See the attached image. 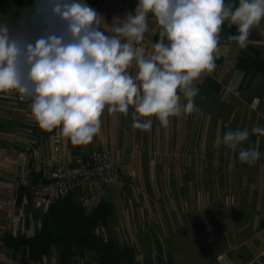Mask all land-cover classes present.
<instances>
[{"label": "crops", "instance_id": "1", "mask_svg": "<svg viewBox=\"0 0 264 264\" xmlns=\"http://www.w3.org/2000/svg\"><path fill=\"white\" fill-rule=\"evenodd\" d=\"M19 2L20 0H0V26H7L10 35L19 33L28 41L34 37L33 26L40 24V17L47 11V6L24 7ZM77 2L87 4L96 11L101 19L100 30L106 35H113L111 28L118 25L129 13L134 14L138 5V0H77ZM147 22L148 31L142 45L146 52H150L152 45L160 40V29L152 14H149ZM52 30L56 35H63L66 40L68 39L65 23L58 21ZM251 30L260 36L259 41L251 45L264 56V20ZM223 32V39L219 41L217 52L214 54L215 68L211 72H204L194 81L193 86L199 90L198 95L194 97V110L191 113L170 117L166 127L156 117H152L150 130L135 129L132 126L133 107H129L128 115L118 112L110 114L106 107L101 116L100 131L93 140L86 145H73L68 138L58 135L60 128L52 130V137H49L50 135L47 137L46 133L50 131L41 129L32 115L25 116L24 104L20 100L21 93L17 90L0 92V207L8 198L6 188L12 173L9 153L11 138L20 126L28 129L27 132L37 138L41 150L46 154H51L56 147L60 148L65 156L70 157L98 148L128 151L136 145L134 148L146 149L149 152L151 150L154 163L158 165H169L170 169L173 166H183L182 170L186 173L181 174V177L195 183L190 187L196 189L186 191L187 196L194 195L195 199L190 197L185 203L187 217L185 228L188 230L183 234L188 235L182 238L193 241L192 237L198 228L201 227L202 231L216 228L219 237L216 244H219V247L212 251L202 250L205 260L213 264H222L221 259L227 258L230 252L243 246L249 248L255 260L264 257V136L251 134L253 127H264V77L246 74L238 69L242 48L228 42V28H224ZM128 71L135 76L137 71L135 64ZM178 94L181 96V105L186 104L183 94ZM30 127L32 129H29ZM244 129H248L250 135L242 144L232 147L222 142L224 134L228 131ZM218 137L221 143L217 147ZM242 148L258 149L259 159L251 165L241 162L239 152ZM84 149L88 150L80 151ZM128 154L127 156L130 155ZM227 165L234 166L227 171ZM211 166L213 171H210ZM174 176L177 180L178 174ZM175 194L170 192L167 196L169 200L166 202L158 201L149 209L138 213L140 223L137 233L130 228L135 234L132 240L129 235V241L125 246L136 249L140 264L166 262L179 264V260H186V256L182 255L178 260L177 254L172 255L173 253L168 250L164 252L162 248L163 244L169 247L172 245L171 239L175 238L173 235L177 232L178 204L177 201H173ZM223 197L226 200H223ZM215 198H218L219 202L221 200L222 206L219 208H222L218 209L216 218H211L215 213L212 208L216 202ZM27 201L28 199L23 201L24 205ZM193 208L198 210L200 215L198 217L202 221L196 222L195 225ZM3 209L5 214L3 217V212L0 211V229H4L5 226L6 233L21 234L24 223H21L20 230L10 232V226L14 225L7 226L3 222L6 221L8 214L7 209L5 207ZM157 223L166 229L167 233L170 228L171 235L162 237L159 234L157 237L155 226ZM163 224L168 228L163 227ZM122 225L119 223L116 226L119 238L122 233L127 234L129 231L124 230ZM251 238L254 239L250 242ZM200 243L203 244L197 240L195 245ZM204 243L206 246L210 245L207 239ZM51 264H59L57 255ZM79 264L95 263L88 257Z\"/></svg>", "mask_w": 264, "mask_h": 264}, {"label": "clouds", "instance_id": "2", "mask_svg": "<svg viewBox=\"0 0 264 264\" xmlns=\"http://www.w3.org/2000/svg\"><path fill=\"white\" fill-rule=\"evenodd\" d=\"M40 17L48 31L59 21L68 39L51 32L26 41L0 26V92L17 90L31 98V113L45 131L60 128L73 145L89 144L99 133L105 108L132 114L133 128L150 130L152 117L163 126L169 118L191 113L198 89L194 81L215 68V53L225 23L236 26L229 40L247 47L250 30L264 20V0H138L111 28L100 30L96 11L77 0H44ZM152 14L160 40L146 52L142 42ZM167 40V43H165ZM135 64V76L129 69ZM182 93L186 104L181 105ZM251 134L264 136V127ZM249 130L228 131L222 142L235 147L249 139ZM221 143L217 138L216 146ZM258 149L242 148L241 162L253 164Z\"/></svg>", "mask_w": 264, "mask_h": 264}, {"label": "trees", "instance_id": "3", "mask_svg": "<svg viewBox=\"0 0 264 264\" xmlns=\"http://www.w3.org/2000/svg\"><path fill=\"white\" fill-rule=\"evenodd\" d=\"M229 2L234 0H226V3ZM19 3L24 7L46 6L44 0H20ZM224 28H228V37L238 34L236 26L229 27L225 23L219 41L223 39ZM228 37V42L238 45ZM259 39V34L250 30L247 47L242 48L237 67L246 74L264 77V56L251 45ZM25 199L29 203L33 199L32 192L21 188L18 203L23 204ZM113 215L114 206L107 200H101L89 211L85 203L80 202L75 195H69L47 208L41 217L40 227L32 235L5 233L0 248L9 251L7 253L12 260L20 257L21 264H51L54 255H57L59 264H79L88 257L95 264H140L136 249L122 247L110 232Z\"/></svg>", "mask_w": 264, "mask_h": 264}, {"label": "rangeland", "instance_id": "4", "mask_svg": "<svg viewBox=\"0 0 264 264\" xmlns=\"http://www.w3.org/2000/svg\"><path fill=\"white\" fill-rule=\"evenodd\" d=\"M47 137H52L51 133H46ZM60 135V134H58ZM43 137V136H42ZM131 137V136H130ZM132 139V137H131ZM60 141V140H59ZM51 143H54L50 140ZM135 145V144H134ZM12 146V144H11ZM131 146V144H129V147ZM137 147L132 146L131 148H129V150H120V149H114L111 151H114L115 153L119 154L120 156H122V158L124 159L125 165L123 167V170L125 172H133L136 176V187H129L128 189L124 190V191H120L118 189H114L112 191L110 190H106V191H101L99 193H97L96 195H94L86 204L85 206L87 207V209L90 211L92 210L97 204L98 202H100L101 200H107L109 202H111L114 206V215L111 217L110 222H112L110 224V232L112 233L114 239L122 246V247H126L125 243H128L129 241V235L131 236V240L133 239V235L135 233H137L138 230V226L140 223V219L138 216V213L145 211V209H149L150 206L155 205L158 201H160L159 203H163V201H167L169 200V198L167 196H169L168 194L171 193H176L174 196V200L173 201H177L178 204V223H177V232L176 234H174L173 236H175V238L171 239L172 245H170V247L168 245H162L163 251L166 252L167 250L170 253H173L172 255H176L177 254V259L179 260L181 258L182 255L186 256V260H179L178 263L179 264H213V262H208L207 260L204 259L205 256H203V251L202 250H214L215 248L219 247V244L217 243V240H219V237L217 235V230L216 228L213 229H203V231L201 230L202 228H198V230L195 232L193 241H188L186 239H183V236H187L188 234L185 233L183 234L186 230L185 228V223L186 221V213H185V203L190 199V197L193 196H187L186 191H191L192 189H196V188H192V186L195 184L191 183L190 181H186L185 178L181 177V174H185L186 171L182 170L183 166H173L171 167V169L169 168V165H158L156 163H154V159L152 158L153 153L150 154V152H152L150 150V152L146 149L142 150L140 148H134ZM88 149H84V150H80V151H87ZM92 151V150H91ZM88 152V151H87ZM90 152V151H89ZM10 153V150H9ZM86 153V152H85ZM127 153H129L127 156ZM144 154V156H143ZM79 154L73 156L71 155L70 157L65 156V160L67 162L74 160ZM10 159H11V155H10ZM234 165H227L226 169L228 171V168H233ZM201 167V166H199ZM210 171H213L212 166L210 167ZM217 170H214V172ZM178 174L177 176V180L176 177L174 175ZM178 178L180 180H178ZM190 185H192L190 187ZM8 183H7V188H6V196H8L6 202L3 203L2 206H4L7 210L10 209L11 205L8 204L9 201H13V198L11 197V195L8 192ZM188 188V189H187ZM151 193L150 198L148 196V194ZM159 194V195H158ZM166 194V195H165ZM161 195V196H160ZM164 195V196H163ZM195 197V196H194ZM193 197V198H194ZM195 199V198H194ZM216 202L213 205V210H214V214L211 216L216 218L218 216V209L220 210L219 206H222V204L219 201H217L218 198H215ZM223 200L225 199V197L222 198ZM226 200V199H225ZM231 200V197H230ZM19 201V196H17V199L15 201V205L18 206H22L18 204ZM3 202V200H2ZM190 203V202H189ZM231 203V201H230ZM24 205V203H23ZM191 205V203H190ZM189 205V206H190ZM260 205V204H259ZM1 206V207H2ZM27 207V218L21 222L23 224V231H21L22 235H32L39 227H40V222H41V217L42 215L45 213V211L47 210V208L49 207H45L43 209H37L34 206V201L33 199L30 200V202L28 203V201L26 202V204L24 205ZM0 207V211L4 217L5 214V210L3 208ZM224 207V205H223ZM193 216H194V223L193 225L196 224V222H202L200 220V218L198 216L199 212H197L198 210L193 208ZM259 215H261V213L259 212ZM28 220V224L25 223ZM203 220V219H202ZM3 222L6 223L7 226L11 225L8 222V217L6 216V221L4 220ZM14 225V226H10V232L15 233L17 230H20L22 225ZM123 224L122 227L124 228V230H129L126 233H122L121 238H119V232L116 231V226L118 224ZM113 224V227H112ZM173 224V223H172ZM200 224V223H199ZM175 225V224H173ZM189 225V224H188ZM157 227V231H156V236L158 237V235L160 234L162 237H167V234L171 233L169 232L170 228H168V226L166 224H163V227L167 226L166 228H168V233L166 231V229L161 228L159 226V224L157 223L155 225ZM120 226H118L119 228ZM173 227V226H172ZM135 230L134 234L132 233V231L130 230ZM137 228V229H136ZM116 231V234H114ZM201 231V232H200ZM0 232H7V230H5V226L4 229H0ZM20 232V231H18ZM198 232V233H197ZM5 233H0V242H1V238ZM205 233V234H204ZM12 234V233H11ZM205 236V237H204ZM136 238H138V235L136 236ZM202 238H204L202 240ZM210 241V245L206 246L204 241L206 240ZM254 238L250 239V242L253 240ZM197 240H199L200 242H202L203 244H199V245H195ZM129 247V246H128ZM209 249V250H208ZM9 251H6L2 248H0V264H21L20 262V257H18L17 260H12L9 257V253H7ZM8 255V256H7ZM55 255L53 256V259H55ZM51 259V260H53ZM142 259V258H141ZM255 260V259H254ZM139 263H141L139 260H137ZM33 264V263H30ZM217 264V263H216Z\"/></svg>", "mask_w": 264, "mask_h": 264}, {"label": "built area", "instance_id": "5", "mask_svg": "<svg viewBox=\"0 0 264 264\" xmlns=\"http://www.w3.org/2000/svg\"><path fill=\"white\" fill-rule=\"evenodd\" d=\"M33 32L34 37L28 41L34 44L37 38L53 30L45 31L40 23L33 26ZM20 100L25 116H31V98L21 94ZM27 130L20 126L11 138L12 173L8 192L13 201L8 202L11 205L7 210L9 224H20L27 218V207L15 205L21 188L31 190L34 206L40 210L69 195H75L86 204L101 191L118 189L122 192L127 187H136L135 174L123 170V159L113 151L98 148L67 162L58 147L51 154L44 153L37 138Z\"/></svg>", "mask_w": 264, "mask_h": 264}, {"label": "water", "instance_id": "6", "mask_svg": "<svg viewBox=\"0 0 264 264\" xmlns=\"http://www.w3.org/2000/svg\"><path fill=\"white\" fill-rule=\"evenodd\" d=\"M222 264H264V257L254 260V254L247 246L230 252L227 258L221 259Z\"/></svg>", "mask_w": 264, "mask_h": 264}]
</instances>
